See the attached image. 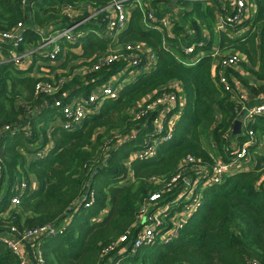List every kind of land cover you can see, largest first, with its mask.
I'll use <instances>...</instances> for the list:
<instances>
[{
  "label": "trees",
  "instance_id": "16d2710c",
  "mask_svg": "<svg viewBox=\"0 0 264 264\" xmlns=\"http://www.w3.org/2000/svg\"><path fill=\"white\" fill-rule=\"evenodd\" d=\"M112 1L0 0V32L22 25V40L17 46L9 42L1 45L5 59L0 62V235L12 228L15 235L21 236L45 225L61 226L55 235L34 240L31 250H37L35 255L40 256L42 264H264V146L260 144H264V113L255 115L239 135L231 136L240 113L232 78L249 97L264 94V83L259 84L264 74L263 41L257 59L254 33H246L244 40L230 39L223 30H217L215 35L214 9L203 0L188 2L190 6L184 3L189 7L181 12L196 32V40L190 44L206 41L201 40L198 25L204 24L209 32L206 44L195 46L190 54L182 50L189 43L185 42L182 48L177 43L183 26L176 24L171 37L163 29L147 27V7H134L122 34L114 40L111 32L101 35ZM151 1L161 5L159 0ZM251 1L255 14L248 21L261 23L264 28V0ZM156 5L152 8L160 18L164 15ZM70 9L95 12L98 28L81 22L74 34L82 35L73 42L59 39L61 51L54 59L41 55L44 50H34L26 69L18 68L9 59L10 51L33 50L50 31L76 24L61 16ZM56 16L61 19L55 22ZM244 23L224 25L236 30ZM217 39L220 47L246 55L236 65L255 78L257 87L251 86L250 78H243L234 67L223 69L220 64L218 70H222L233 89L225 91L219 85L217 73L212 76V45ZM138 42L154 52L157 61L150 68L145 69L141 61L124 71L130 60L126 46ZM77 46L81 47L80 55L71 51ZM114 53L120 57L104 63V58ZM196 53L201 54L200 60L187 65L185 59ZM176 54H180V60ZM77 57L84 59L86 81H75L73 86L58 85L54 92L42 91L41 86L51 84L49 75L55 69H65L70 58ZM96 63L100 67L93 70ZM130 70L134 76L129 81L112 82L116 99H104L96 107L95 103L90 114L69 129L63 127L64 115L54 105L57 99L63 105L79 96L88 97L96 90L93 85L107 83L111 75L118 73L124 78ZM54 77L56 81L60 76ZM174 82L179 83L180 92L169 86ZM167 92L176 93L184 101L182 107L178 106L181 109L177 108L180 114L171 139L159 143L153 157L130 160L129 154L144 147L143 138L152 129L148 123L151 116L136 119L135 114ZM132 130L135 135H131ZM249 137L256 143L246 150L248 169L225 175L220 182L202 189L201 206L170 241L160 240L157 234L150 243L133 251L131 242L141 228L140 215L147 208L148 199L162 192L158 203H167L180 190L184 181L171 188L168 182L187 157L210 173L215 164L211 147L226 162L231 158L230 146H240ZM119 138L122 139L118 141ZM31 178L37 183L34 190L29 187ZM22 181L27 189L19 196V203L11 205L10 197L17 194L12 187ZM3 184L6 191L1 194ZM180 210L174 206L168 209L163 232L171 227L168 218ZM124 234L127 241L119 243ZM0 264H19L1 241Z\"/></svg>",
  "mask_w": 264,
  "mask_h": 264
},
{
  "label": "built area",
  "instance_id": "2783aa9c",
  "mask_svg": "<svg viewBox=\"0 0 264 264\" xmlns=\"http://www.w3.org/2000/svg\"><path fill=\"white\" fill-rule=\"evenodd\" d=\"M144 3L145 0H113L110 6L107 8L108 10L106 11L105 15L106 30L111 33L123 30L126 26L129 16L128 8H133L136 6L139 8L147 7L149 11L146 14V26L153 29H163L165 34L168 37H171V33L169 31V21L167 17L164 15L160 18H157L150 4L147 1L145 5ZM229 3L231 10L228 11L222 18V24L228 22L234 25H240L249 19L251 15L250 6L247 0H229ZM21 27L22 25H18V27L12 29L11 31L0 32V62L4 61L5 59L1 53V45L3 43L9 42L12 44V46H17V44L22 40ZM76 28L77 23L63 29L50 31L47 35L42 37L41 43L35 49L25 51L23 53L10 51V55L12 57H9V59L16 62V66H20L23 62H30V57L34 50H44L45 52L41 55L48 59H54L61 51V46L59 43H57L59 39H65L68 42H73L76 36L82 35V33H77L76 35L74 34ZM262 34L264 37V28ZM202 44V42H197L195 44L186 46L184 47V53H192L195 46H202ZM126 49L130 51V60H128V63H126L124 66V71H126V69L129 67L138 65L141 61H144L145 69L150 68L152 64H155L157 61L156 54L150 50H146L147 47L145 48V45L140 42L135 43L134 45H127ZM214 54L219 56L218 62L223 69L224 67H234L236 62L243 59V54L237 51L233 52L232 54L225 52H215ZM142 55H144V57H141ZM119 57L120 55L116 53L109 54L104 58L103 61L106 64H110L116 61ZM99 67L100 64L96 63L92 68L93 70H97ZM130 72L133 73L132 70H130ZM119 75L120 73H118V75L115 77L116 79H113L112 81H117ZM129 77L131 78L132 75ZM218 83L225 91H231L233 89L224 75L219 76ZM235 84L238 91L236 95L237 103H241L239 104V110L240 112L245 111L244 115L240 118L242 130V128L247 127L248 122L251 121L255 115L264 113V99L260 104L252 108H248L244 103L248 94L244 89V93L243 91H240L241 87L238 82ZM41 88L42 91L45 92L51 91L50 85L47 84L41 86ZM115 89L116 88L111 86L110 82L108 81L107 83H102L101 85L97 86L96 90L91 91L88 97L79 96L71 99L63 105H61L60 100L57 99L54 102V105L60 107V110L64 115L65 121L63 123V127L69 129L74 124L83 119L87 114H90L95 103L96 107L97 105L99 106L105 98L116 99L117 91ZM179 98L180 97L174 92L162 93L135 114L136 119L144 116H151L152 129L151 133L143 138L144 147L137 152H132L134 155L129 156L130 160H146L153 157L156 153L157 145L163 141L171 139L173 127L180 114L179 110H177L179 106ZM247 134L252 136V131L247 129ZM124 138H126V136ZM255 142L256 141L253 137H249L245 143L241 144L240 146L232 145L230 147L231 158L226 162L219 158L212 167L210 173H207L205 167L196 163L192 157H187L183 161L182 168L168 182V187L171 188L177 183H182V181H184L183 185L180 187V190L177 191L176 194L172 196V198L167 200V203H158L162 197V192L154 193L148 199V202L145 205L147 208H144L140 215L141 228L137 231L133 241L131 242L133 251L142 245L150 243L157 234L160 240L164 242L170 241L175 236L178 229L184 223H186L188 218L193 216L198 210L199 206H201L200 192L202 189H204L206 186L220 182L225 174H232L237 170H243V167L246 166L243 165L242 161L247 159L244 154L247 150V147L254 145ZM193 162H195V164H193ZM195 169L198 171V173L192 178L194 180L186 179V177L190 176ZM12 188L16 190L17 194L10 197V204L16 205L19 203V196L27 189V185L24 181H22L19 184H15ZM172 206L177 208L181 207V210L168 218V222H170L171 227L163 232V224L167 217L166 212ZM60 227L61 226L57 227L45 225L36 229L28 230L21 236L15 235L13 233L14 228H12L11 231L0 235V241L3 242L18 258L19 264H27V262H30V264H42L40 256L35 255L37 250H31V248L33 249V242L39 237L55 235L57 232L61 231ZM125 241H127V234L122 235L118 240L119 243ZM26 246L29 247L31 253L30 255L27 253L30 261L28 260L29 258L27 259L25 257L23 252ZM113 246H111V248ZM123 250V248L120 249V251ZM250 264L258 263L251 261Z\"/></svg>",
  "mask_w": 264,
  "mask_h": 264
},
{
  "label": "crops",
  "instance_id": "0c3cea01",
  "mask_svg": "<svg viewBox=\"0 0 264 264\" xmlns=\"http://www.w3.org/2000/svg\"><path fill=\"white\" fill-rule=\"evenodd\" d=\"M166 1V0H165ZM203 1H208V0H203ZM147 2L150 4V2H151V0H147ZM168 2L170 3V4H165L164 2H162V3H159V4H161V5H159V6H157V8H158V10H160V11H162V13H163V15H167V11H169L170 10V7H169V5L171 6L172 4L174 5V6H176L177 8H179L178 10L180 11V15H181V17H179L178 16V22H177V24H179V25H186V28H184L181 32H180V34L179 35H182V38H184L183 40H181L180 41V47L182 48L183 47V44L185 43V42H187V43H193V41H195L196 40V32H195V29L191 26V24H189L188 23V21H190V19L189 18H187L186 16L184 17V16H182V11L185 9V10H188V7L190 6V3H188V2H193V0H168ZM167 1H166V3H168ZM217 2L218 3H220V5H219V7H220V9H219V11H221V12H219V14L218 15H216L215 14V22H214V30H213V32L215 33V35H216V33H217V30H223V31H225L226 32V36L228 37V38H230V39H235V38H241V40H244L246 37H247V34L246 33H254V37H255V43H256V45H257V49H256V51H257V53H256V56H257V59H260V52H261V49H260V44H261V42L263 41V43H264V37H263V34H262V31H263V25H261V23H258V25H256V24H254L253 23V21H252V23L250 22V21H248V20H251L252 18H253V16H254V14H255V5H254V2L253 1H251V0H247V2H248V4H249V6H250V17H249V19H247L246 21L249 23V27H250V29H246V27H244L243 25H242V27H240V28H238V29H236V30H230V29H226L225 27V25L224 24H222L221 22H222V18L224 17V15L222 14V12H224L225 14L228 12V11H230L231 10V7H230V3H229V0H226V1H222V0H217ZM184 3H187L188 5H186V6H184ZM206 5H208L209 6V3L208 2H206L205 3ZM179 6V7H178ZM210 7V6H209ZM134 8V7H133ZM133 8H128V14H129V16H130V13H131V10L133 9ZM129 16H128V19H129ZM194 19H195V17L194 16H192ZM128 19H127V23L126 24H128ZM195 21H196V19H195ZM245 21V22H246ZM197 22V21H196ZM246 22V23H247ZM80 23H77V25H79ZM146 25V24H145ZM179 25H177V26H179ZM253 25V26H252ZM200 28H201V40L202 39H204V38H206V41H197V42H202L203 43V45H205L206 44V42H207V40L209 39L208 37H209V32H208V30L207 29H205V27L204 26H202V25H198ZM94 27H98V26H96V23H95V26ZM126 27V26H125ZM184 27V26H183ZM204 27V28H203ZM244 27V28H243ZM246 29V30H245ZM124 30V29H123ZM123 30H121L120 32H118V31H116V32H114L113 34H112V36H113V38H114V40H118V37L120 36V34H122V31ZM118 32V33H117ZM106 33H107V35L109 34L108 33V31L106 30V28L103 30V31H101V35L103 36V35H106ZM172 34V33H171ZM262 37H263V39H262ZM196 42V43H197ZM195 44V43H194ZM191 45V44H190ZM186 47V46H185ZM146 48V47H145ZM263 48H264V45H263ZM212 49H213V60H212V76L214 77L215 75H216V73H217V75H218V77L220 76V75H224L225 76V74H223V72H222V70H218V68H220L219 67V62H218V58H219V56L218 55H215L214 53L216 52V53H218L219 52V50H221V51H223V52H229V53H233V52H235V51H233L234 49H232V48H226V47H220L219 46V44H218V39L217 40H215V43H213V45H212ZM146 50H150L149 48H147ZM182 50H183V52H184V47L182 48ZM73 53H75V55H80L81 54V47L80 46H77V47H73L72 48V50H71ZM185 54H187V53H185ZM188 54H190V53H188ZM244 56H246L245 54H243ZM200 56H201V54L199 55L198 53H196V54H194V55H191L188 59H185V61L188 63L187 65H191V64H196L199 60H200ZM244 56H243V58H244ZM176 59H178V60H180L181 59V56H180V54H176ZM263 58H264V56H263ZM74 58H70V62H69V64L67 65L68 67H72L73 65H75V64H72V60H73ZM245 59H246V57H245ZM243 60V61H245L246 63H248V59L247 60ZM75 60H82L83 62H84V59H82V58H79V57H77ZM86 61V60H85ZM242 61V60H241ZM30 63L31 62H28V63H25L24 65H20V66H17L18 68H21V69H26L27 67H28V64L30 65ZM67 66H66V68H67ZM65 68V69H66ZM65 69H63V70H65ZM57 70H61V69H57ZM234 70L235 71H237L243 78H250L249 79V81H251V82H253V84H256L257 83V81L256 80H254L255 78H253L247 71H245V69L242 67V66H240V64H237L235 67H234ZM134 72V71H133ZM130 75H131V73H130ZM134 76V74L132 75V77ZM250 76V77H249ZM131 77V78H132ZM226 77V76H225ZM130 77H127V75L123 78L122 77V75H120L119 76V78H118V80H119V82L120 83H123V82H127V81H129L130 79H131ZM230 78H232V76L230 75ZM238 79V78H237ZM84 81H86V80H84ZM232 81L233 82H238V81H236L234 78H232ZM112 82H115V80L114 81H112ZM260 83H264V74H263V77H262V80L261 81H259V84ZM238 84H239V82H238ZM236 85V84H235ZM240 85V84H239ZM170 87H172V88H174L175 89V91H177V92H180V86H179V83L178 82H174V83H171L170 85H169ZM93 89H96L97 88V86L96 85H93V87H92ZM92 91H95V90H92ZM263 99H264V94H262V95H257V96H251V97H249V95L247 96V102H246V106L248 107V108H252V107H254V106H256V105H258V104H260L262 101H263ZM179 100H180V102H179V107H182V105H183V103H184V101H183V99L182 98H179ZM179 109H181V108H179ZM180 112V111H179ZM238 134H234V135H232V133H231V136H237ZM221 159V158H220ZM247 168L246 169H248V165H245ZM31 189L30 190H34V189H36V187H37V183L35 182V180L34 179H30V186H29ZM6 191V190H5ZM5 191L4 192H2V190H1V194H4L5 193ZM23 252H24V254H25V257L28 259L29 258V256H28V254L27 253H29V255L31 254L30 253V250H29V247L28 246H26L25 247V250H23ZM29 261H30V258L28 259ZM27 264H30V262H27Z\"/></svg>",
  "mask_w": 264,
  "mask_h": 264
},
{
  "label": "rangeland",
  "instance_id": "374dc122",
  "mask_svg": "<svg viewBox=\"0 0 264 264\" xmlns=\"http://www.w3.org/2000/svg\"><path fill=\"white\" fill-rule=\"evenodd\" d=\"M162 2H164L165 4H170L168 1V3H166V1L165 0H159V3H162ZM206 2H208L209 3V6L212 8V9H214V15L216 14V15H218L219 14V3L217 2V0H208V1H204V3H206ZM155 3V2H154ZM154 5H156V3L155 4H153V2L151 1L150 2V6L151 7H154ZM157 6V5H156ZM169 7H170V10L169 11H167V15H166V17H167V19H168V21H169V31H170V33H172V30L175 28V26H176V22H178V16L179 17H181V15H180V11L178 10L179 8H177L176 6H174L173 4L170 6L169 5ZM179 7V6H178ZM61 16L62 17H65L66 19H68L69 21H76V23H81V22H83V24H84V26H88V27H94L95 26V23L97 22V20H98V15L95 13V12H92V11H90V13H86V12H84L83 10H80V9H73V10H68L67 11V14H66V16L62 13L61 14ZM61 16H56V17H53L54 19H53V21H59L60 19H61ZM46 21L48 22V24H50V22L48 21V18L46 19ZM84 21H86V22H84ZM215 22V21H214ZM188 23L190 24V21H188ZM177 25H179V24H177ZM184 27H183V29L184 28H186V25H183ZM203 26H204V24H203ZM243 26L244 27H246V29L248 30V29H250V27H249V23L247 22V23H244L243 24ZM243 27V28H244ZM95 28H98V27H95ZM106 28V27H105ZM245 29V30H246ZM118 32H120V31H118ZM117 32V33H118ZM173 34V33H172ZM172 34H171V36H172ZM184 38H182V35H178V38H177V43L179 44L180 43V41L181 40H183ZM181 46V45H180ZM226 53H229V52H226ZM10 57H12L11 55H10ZM76 58H74L73 60H72V64H75V68H71V67H68L67 66V68L65 69V70H57V69H55L50 75H49V78L51 79V84H50V89H51V91L52 92H54L57 88H58V85L60 86V85H68V86H73L74 84H75V81L76 82H79V81H84V78L86 77V75H87V72H88V70H87V68L82 64L83 63V61L82 60H75ZM26 62H23L22 63V65H24ZM236 66V65H235ZM234 66V67H235ZM122 67V66H121ZM120 67V68H121ZM130 71H128L127 72V77H129V76H131V75H133L134 74V72L133 73H131V75H130ZM55 74H58L60 77L55 81V77H54V75ZM124 74V73H123ZM61 75H63V76H61ZM120 75H122V74H120ZM119 75V76H120ZM118 76V77H119ZM116 76H113V75H111L109 78H108V81L110 82V85L112 86L113 84H112V80L113 79H116L115 78ZM118 79V78H117ZM115 82H119V80H117V81H115ZM250 85L251 86H255V87H257L256 85H254L253 84V82H250ZM241 87V86H240ZM243 87H241V89H240V91H243ZM243 93H244V91H243ZM242 93V94H243ZM248 96V95H247ZM105 99H107V98H105ZM239 104H241V103H239ZM140 109H142V108H140ZM143 118H145V117H140L139 119H143ZM147 122H148V120H147ZM149 124H150V126H152V120L150 121V122H148ZM139 125H141V124H139ZM139 125H137V126H139ZM132 133L131 134H133V135H135L136 134V131L135 130H132L131 131ZM120 139H122V138H119L118 139V141H120ZM245 143V142H244ZM256 143V142H255ZM243 144V143H242ZM260 144H262L263 146H264V144L263 143H260ZM231 147V146H230ZM134 155V153H130L129 154V156H133ZM211 155H213L212 156V158H214V161H215V163H216V161L219 159V158H221V154L220 153H218V151H216L215 150V148L214 147H211ZM247 155V151L245 152V154H244V156H246ZM247 158V157H246ZM245 158V159H246ZM248 162V159H246V160H243L242 161V163H243V165H246V164H248L247 163ZM242 165V166H243ZM247 167H243V169H246ZM237 172H240L239 170H237V171H235V172H233L232 174H234V173H237ZM198 173V171L195 169L194 170V172L190 175V176H187L186 177V179H192L196 174ZM0 174H1V172H0ZM231 173L230 174H225L226 176H229V175H232ZM192 180H194V179H192ZM6 190V185H2V192H4Z\"/></svg>",
  "mask_w": 264,
  "mask_h": 264
},
{
  "label": "water",
  "instance_id": "95a60500",
  "mask_svg": "<svg viewBox=\"0 0 264 264\" xmlns=\"http://www.w3.org/2000/svg\"><path fill=\"white\" fill-rule=\"evenodd\" d=\"M244 113H245V111L240 112L238 117L234 120L232 129H231L232 135H234V134H238L239 135L240 134V132H241V124H242L240 118L244 115ZM0 176H2V173L0 174Z\"/></svg>",
  "mask_w": 264,
  "mask_h": 264
}]
</instances>
